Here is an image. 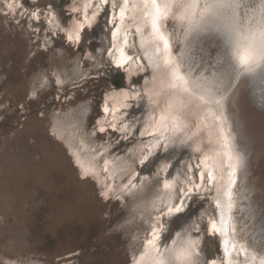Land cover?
<instances>
[{"label": "rangeland", "instance_id": "rangeland-1", "mask_svg": "<svg viewBox=\"0 0 264 264\" xmlns=\"http://www.w3.org/2000/svg\"><path fill=\"white\" fill-rule=\"evenodd\" d=\"M3 3L0 0V5ZM79 3L31 0L30 4L24 0V15L6 16V7H0L2 264H131L149 225L142 205L132 200H150L162 181V162L169 161V175L174 173V179L178 177L181 182L180 177L187 176L188 164L196 167L200 155L188 140L170 139L152 162L139 165L140 147L147 141L142 138V130L157 103L147 96L143 79L150 73L146 74L140 64L141 71L134 72L131 79L138 94L122 108V117L133 123L132 131L97 133L98 124L105 122L100 107L106 94L126 85V72L114 68L112 59L104 54L110 31L106 22L111 12L83 33L79 48L65 41L66 31L80 17L73 13V6ZM32 11L43 19L48 15L54 19L57 36L43 23L32 22ZM132 44L128 50L136 51L137 46ZM83 74L88 78L83 80ZM58 79L62 87L57 86ZM81 138L92 143L95 140L94 149L105 146L115 160L129 162L131 169L123 179L130 174L138 178L133 170L139 165L143 179L138 195L124 199L112 193L109 199L104 198L105 177H85L70 156V144ZM263 159L253 169L256 181L264 176ZM263 184L261 181L256 191L258 201ZM189 200L194 201L190 205L188 201L181 214L165 219L162 239L170 243L176 233H186L187 229L192 234L199 232L202 264H206L209 257L223 255L219 239L207 236L205 231V216L211 215L214 207L209 193H192Z\"/></svg>", "mask_w": 264, "mask_h": 264}, {"label": "bare ground", "instance_id": "bare-ground-1", "mask_svg": "<svg viewBox=\"0 0 264 264\" xmlns=\"http://www.w3.org/2000/svg\"><path fill=\"white\" fill-rule=\"evenodd\" d=\"M158 2L162 3L163 0H158ZM113 3L117 5L116 8L112 7ZM122 3L123 0H108V3L103 6L102 0H80L78 6H73V13L79 14L80 17L74 22L72 28L65 33V41L73 47L79 48L83 44V33L87 29L92 30L96 27L101 17L107 11L111 12L110 16L108 14L106 22L107 26H110V31L108 45L104 54L112 59L114 68L126 72L124 75L126 85L106 94L105 101L102 107H100V112L104 115L105 122L98 124V128H103L104 131L97 130V133H110L111 130H114V133L126 134L125 131H127L129 134L132 131L133 123H129L128 118L122 117L125 111L122 108L129 104L127 102L128 99H134L138 94V89L132 88L131 79L134 78V72H137L138 69L141 71L139 67L142 65L146 70V74L150 73V75H144V89L147 92V96L157 103L155 110L148 120V124L142 130V138H146L147 141L140 147L142 153L139 157V165H147L152 162L156 156L155 153L160 151L162 146L167 144L170 139H184L188 140L193 147H196V145L200 146V155L195 162L196 167L193 166V163L188 164L189 170H187V176L180 177L181 182L178 181V177L174 179V173L169 175V161H164L160 166L162 181L159 183L157 190L153 192L150 200L146 201L145 197L132 200L136 204L142 205L143 209L141 212L144 213L145 220L148 221L149 225L147 234L143 238L141 247L131 264H136L137 261H140L141 256H144L141 264H155L156 252L153 246L147 243L149 240L154 239L152 234L153 228L158 230L159 239L155 240V246L161 252L164 251L166 246H173L174 241L179 245L189 239L194 240L199 253L197 264H202L201 253L203 243L198 236L199 232L192 234L187 229L186 233H176L170 243H165L161 235L165 219L168 221L175 215L181 214L184 211L186 203L189 201L190 205L194 201L189 200L192 193H209L211 204L214 207V212L211 215L208 213L205 216V231L207 236L219 239L223 255L221 254L222 257H209L206 260V264H209L212 260H215L216 264H259V261L264 259V243L261 242L260 232V227L264 223V218L260 216V210L264 209V192L260 201L256 199L255 195L260 187V182L264 183V176L260 177L261 181H256L253 169L258 168L259 159L264 158L263 114L253 111L248 122L249 140L246 159L248 175L243 176L241 173H237V185L233 188L234 207L231 219L227 220L226 234L212 232L210 231V225L213 221L220 226L221 210L217 207L216 201L220 199L223 202L225 198L222 192L218 194L217 189H220L223 184L227 183V172H216L217 179L215 182H209L207 175H205L202 182L200 180V173L202 171L207 173V169L200 161L204 159L205 155H210V149L215 146V129L212 127L210 120L204 119L203 114H197L196 109L193 108L191 110V117L187 120L178 110L175 96L169 95V79L162 75L163 45L162 43L160 44L161 52L156 53L154 42L150 38V26L144 23L143 11L140 7L141 0H129L123 21L120 20L119 15V6ZM109 4L111 5V9H109ZM31 21L43 23L44 27L50 30L51 34H56L57 36V31L54 28V19L50 18L49 15L44 19L40 17L39 20L31 18ZM173 28L174 25L171 21L164 25V31L170 36V41L173 44V56L175 57L179 52L176 35H179L180 26L175 25L176 35L173 34ZM113 32H116L115 37L113 36ZM69 35L72 36L71 40L68 38ZM77 35H79L78 40L76 39ZM142 39L143 43L141 42ZM125 40H127V43H125ZM133 42L138 49L136 47V51H129L128 49H130ZM122 52L124 63L122 67L117 68V63L122 60ZM158 64L160 65L159 68L157 67ZM81 76H83V80L88 78L84 74ZM57 86H63L60 80L59 83L57 82ZM169 105H172V107L170 108ZM105 107L108 108V111H105ZM174 115H179L180 119L174 121L172 118ZM188 123L190 126H188ZM176 125H179V127L176 128ZM200 131L202 132L198 133ZM189 137L191 138L189 139ZM94 141L92 143V141L90 142L81 138L78 141L74 140L70 144V156L81 170V173L87 168L90 169L91 176L105 177L102 184H104V192L107 193V199L110 198L112 193L120 195L124 199L125 196L132 198L138 195L137 193H139L140 189L139 181L143 179V173L141 174L138 171L139 165L133 170L136 173L138 172V178L134 179V175L130 174L128 179H123L127 171L131 169L129 162L115 160V157L111 153L106 152L107 148L105 146L94 149L96 146ZM235 143L238 144L239 141L237 140ZM98 161H101L100 165H98ZM221 176L224 177L223 180ZM165 181L169 184L167 188L164 187ZM116 183H118V186H115ZM197 185H199V188L196 187ZM144 201L146 202L143 205ZM181 201H183L182 212L168 215V208L180 204ZM250 206L255 209L254 219L250 218L248 212ZM225 240L229 242L227 253L225 252ZM233 245L235 246L234 248Z\"/></svg>", "mask_w": 264, "mask_h": 264}, {"label": "snow or ice", "instance_id": "snow-or-ice-1", "mask_svg": "<svg viewBox=\"0 0 264 264\" xmlns=\"http://www.w3.org/2000/svg\"><path fill=\"white\" fill-rule=\"evenodd\" d=\"M28 2L31 4V0ZM102 2L107 4L108 0ZM128 3L129 0H123L119 6L121 21L125 19ZM0 7H6L5 16L8 13L24 15L27 11L24 0H4ZM112 7L117 5L113 3ZM140 7L144 23L150 26L155 52L160 53V44L163 45L162 75L169 79V95L175 96L178 110L187 120L191 117V110L196 109L197 114H203L215 129V146L210 149V155L200 161L207 169V173H200V180L203 182L207 175L209 182H215L216 172H227V183L217 189L225 198L223 202L216 201L221 210L220 226L215 221L210 225V231L226 234L227 220L231 219L234 207L233 188L237 185V173L248 175V122L256 107L264 114V0H163L162 3L141 0ZM30 16L40 19L37 11H32ZM170 21L174 25V35L175 25L180 26L179 35H176L179 52L175 57L170 36L164 31V25ZM68 38L71 40L72 36ZM121 56L117 68L124 63L123 52ZM105 111H108L107 107ZM172 118L175 121L180 116ZM237 140L238 144L235 143ZM194 150L199 152L200 146L196 145ZM82 174L88 177L90 169L85 168ZM164 187H169L167 181ZM101 195L107 198L106 192ZM182 205L183 201L169 207L167 214L181 213ZM248 212L254 219L255 209L250 206ZM260 216L264 218V209L260 210ZM260 232L264 243V223ZM152 234L154 239L147 243L156 252L155 264H197L199 253L194 240L179 245L174 241L173 246H166L161 252L155 246V240L159 239L158 230L153 228ZM228 243L224 241L226 253ZM143 260L144 256H141L136 264ZM209 264L216 262L212 260ZM259 264H264V259Z\"/></svg>", "mask_w": 264, "mask_h": 264}, {"label": "water", "instance_id": "water-1", "mask_svg": "<svg viewBox=\"0 0 264 264\" xmlns=\"http://www.w3.org/2000/svg\"><path fill=\"white\" fill-rule=\"evenodd\" d=\"M256 113H261L262 114V111H261V109L259 108V107H256L255 108V110H254ZM263 116H264V114H263ZM54 141H56V140H54ZM58 141V140H57ZM58 142H60V141H58ZM60 144L63 146V144L60 142ZM63 148V147H62Z\"/></svg>", "mask_w": 264, "mask_h": 264}]
</instances>
